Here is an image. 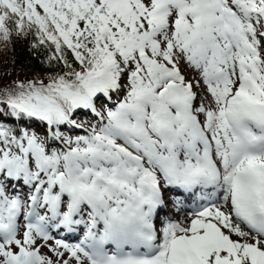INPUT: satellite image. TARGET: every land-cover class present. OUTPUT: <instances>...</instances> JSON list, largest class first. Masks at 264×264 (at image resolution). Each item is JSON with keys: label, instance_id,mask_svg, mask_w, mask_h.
Wrapping results in <instances>:
<instances>
[{"label": "snow or ice", "instance_id": "snow-or-ice-1", "mask_svg": "<svg viewBox=\"0 0 264 264\" xmlns=\"http://www.w3.org/2000/svg\"><path fill=\"white\" fill-rule=\"evenodd\" d=\"M29 35L62 71L0 85V115L66 147L0 126V264H264V0H0V44ZM172 188L200 203L158 228Z\"/></svg>", "mask_w": 264, "mask_h": 264}, {"label": "trees", "instance_id": "trees-1", "mask_svg": "<svg viewBox=\"0 0 264 264\" xmlns=\"http://www.w3.org/2000/svg\"><path fill=\"white\" fill-rule=\"evenodd\" d=\"M32 36L27 39H17L13 36L11 43L0 44V85H7L14 80L44 79L50 74L62 71V65L53 62L46 63L48 52L44 48L31 47ZM70 55V54H69ZM73 116L78 121L86 119L85 113L78 112ZM0 126L11 129L17 133L27 130L33 133L35 128H41V122L35 119H17L6 111L0 115Z\"/></svg>", "mask_w": 264, "mask_h": 264}, {"label": "rangeland", "instance_id": "rangeland-1", "mask_svg": "<svg viewBox=\"0 0 264 264\" xmlns=\"http://www.w3.org/2000/svg\"><path fill=\"white\" fill-rule=\"evenodd\" d=\"M185 72H186L187 75L191 76V72H189L187 69H185ZM122 95H123V93L120 94V98H122ZM116 98L117 97L114 94L113 95V101H115ZM102 105H103V98L101 100L97 101V109L98 110H103ZM107 106L108 107H111L112 104L109 103ZM80 111H82V113H85V116L87 117V119H84L83 121H79V122L77 121V123L82 126V127H79L80 129L77 128V130L74 129L73 130L74 132H71V131H69L67 129L66 126H62L60 128V132L63 134V136L66 139L69 138V137L72 138V139H75L76 136L86 135L87 132L91 129V127L93 125H96L99 122L98 121V118L94 119L92 117V115L88 113L87 110H83L82 109ZM33 133H35L36 135H38L45 142L46 149H48L49 151L50 150L63 149V148H61L59 146H56V145L48 146L47 137L45 136V132L42 130V128H35L34 131H33ZM62 144H63V142H62ZM63 146H64V148L66 147V145H64V144H63ZM18 187H25V185L23 184V182H19ZM12 189H13V184H11V186H9V188H7V192H8L9 195H13V193H11ZM15 193H17V192H15ZM22 200H27V196L24 197V198H22Z\"/></svg>", "mask_w": 264, "mask_h": 264}, {"label": "bare ground", "instance_id": "bare-ground-1", "mask_svg": "<svg viewBox=\"0 0 264 264\" xmlns=\"http://www.w3.org/2000/svg\"><path fill=\"white\" fill-rule=\"evenodd\" d=\"M27 195H25V197H26ZM177 215V214H176ZM179 215H181L182 217L180 218V220H179V217H177V216H175L174 218H172L173 220H179V221H183L184 219H185V217H186V213L184 212V211H181L180 213H179ZM41 243H43V242H41ZM49 244H53V243H51L50 241L48 242ZM54 245V244H53ZM41 253L42 254H44V255H51V253H49V250H48V247H42V249H41ZM67 256V255H66Z\"/></svg>", "mask_w": 264, "mask_h": 264}]
</instances>
